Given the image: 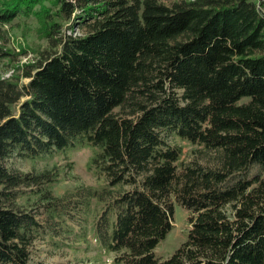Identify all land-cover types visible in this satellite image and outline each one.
<instances>
[{
    "label": "trees",
    "instance_id": "1",
    "mask_svg": "<svg viewBox=\"0 0 264 264\" xmlns=\"http://www.w3.org/2000/svg\"><path fill=\"white\" fill-rule=\"evenodd\" d=\"M31 14L45 46L19 75L0 78V264H39L35 241L71 231L55 175L13 161L78 145L94 150L89 166L107 183L76 189L74 208L103 204L93 235L113 264H264L256 0H3L0 61L11 56L2 28ZM170 137L193 147L191 161ZM171 197L188 212V232L159 259Z\"/></svg>",
    "mask_w": 264,
    "mask_h": 264
},
{
    "label": "rangeland",
    "instance_id": "2",
    "mask_svg": "<svg viewBox=\"0 0 264 264\" xmlns=\"http://www.w3.org/2000/svg\"><path fill=\"white\" fill-rule=\"evenodd\" d=\"M8 1V0H4ZM10 1V0H9ZM168 2L172 0H160ZM193 1V0H189ZM3 0H0V3ZM257 7L264 15V0H256ZM35 11L38 6H35ZM43 23L39 22L37 16H19L15 21L2 28L7 37L5 48L11 56L0 61V78L8 79L13 75H19L21 69L37 60L38 51L45 46ZM61 32H67L65 28ZM22 83H27L26 79ZM171 145L180 146L183 149V161H191L193 147L186 141L176 137H170ZM94 150L84 145L55 154L52 157L30 162L25 160L13 161V166L19 171L36 173L44 169L55 175L56 181L51 186L55 196H62L58 202L66 207L70 213L66 216V222L70 232L62 230L60 233L51 232L39 237L32 250V262L39 264H113V255L107 254L99 246L93 235V225L101 214L104 206L91 201L88 208L75 210V201L78 188L91 187L101 189L105 187L104 175L99 174L95 168L89 166L90 158ZM253 171H256L254 169ZM127 189V187H125ZM113 190V197L117 195L118 189ZM108 198V197H107ZM173 205L172 229L155 248V256L166 259L186 240L188 232V212L176 204L171 197ZM20 203L23 201H19ZM44 221L45 215L39 216ZM64 229V227H63Z\"/></svg>",
    "mask_w": 264,
    "mask_h": 264
}]
</instances>
